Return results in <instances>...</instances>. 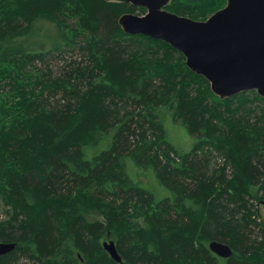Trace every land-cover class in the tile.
I'll use <instances>...</instances> for the list:
<instances>
[{"label": "trees", "instance_id": "16d2710c", "mask_svg": "<svg viewBox=\"0 0 264 264\" xmlns=\"http://www.w3.org/2000/svg\"><path fill=\"white\" fill-rule=\"evenodd\" d=\"M226 2L166 9L204 21ZM126 13L146 9L0 0V242L17 244L0 264H264V99L221 100L170 44L126 34ZM167 114L189 151L169 140ZM112 236L122 263L103 248Z\"/></svg>", "mask_w": 264, "mask_h": 264}, {"label": "water", "instance_id": "95a60500", "mask_svg": "<svg viewBox=\"0 0 264 264\" xmlns=\"http://www.w3.org/2000/svg\"><path fill=\"white\" fill-rule=\"evenodd\" d=\"M107 1L145 8L144 15H122V30L170 44L220 99L248 91H257L264 98V0H227L224 8L205 21L168 11L171 0ZM16 246L0 242V257ZM103 248L114 261L122 263L114 241H105ZM209 250L222 259L234 253L230 245L219 241L209 243Z\"/></svg>", "mask_w": 264, "mask_h": 264}, {"label": "rangeland", "instance_id": "374dc122", "mask_svg": "<svg viewBox=\"0 0 264 264\" xmlns=\"http://www.w3.org/2000/svg\"><path fill=\"white\" fill-rule=\"evenodd\" d=\"M186 17L192 18L190 16H186ZM192 19H194V18H192ZM195 20H197V19H195ZM199 21H201V19ZM40 25H42V24H40ZM45 25L46 24H43V29L41 30V32H38L36 30V32H37L36 33L37 39L34 40V41L38 42V44L41 43V42H43L45 40L44 35H45V32H47ZM49 34H50V36L54 37L55 36L54 29H50ZM48 46L49 45H47V47ZM249 97H251V96H249ZM221 100H223V99H221ZM257 101H260V100H257ZM164 123H165V127H166V130H167L168 138L173 143V145H175L178 148H181L184 151H189L192 148V145H193V138L191 136H189V134L186 131V129L183 128L179 124H175L173 122V120H172V117H170L168 114L165 116ZM106 146H107L106 143H104L98 149H96L94 151H88L87 150V159H91L94 155H96L100 151L104 150L106 148ZM127 170H128L129 175L135 181H137L136 180V175H137L136 171H140V170L136 169V167L134 166V164L130 160H127ZM150 173L151 174L146 173L147 175L144 174L143 172L140 173V179L142 181L146 182V183H149L150 186L153 188V190H155L154 192L156 193V191H157L158 193H160L161 197L169 196L170 195V192L168 190H166L165 188H163L162 186L159 185V183L156 181V179L154 177L153 172H150ZM140 186L141 187H144V188H147V185H145V184H140ZM261 213L264 215V207L263 206L261 208ZM0 214L3 215L2 217H4V214L2 213L1 206H0ZM90 215H91L90 216L91 219L95 217L94 214H90ZM110 240H112V241L115 240L116 241L117 239H116V237L112 236V237H110L106 241H110ZM220 259H222V258H220ZM223 260H225V259H223Z\"/></svg>", "mask_w": 264, "mask_h": 264}, {"label": "bare ground", "instance_id": "6f19581e", "mask_svg": "<svg viewBox=\"0 0 264 264\" xmlns=\"http://www.w3.org/2000/svg\"><path fill=\"white\" fill-rule=\"evenodd\" d=\"M30 239H32V237L30 238ZM21 241V240H20ZM25 243V242H24ZM31 245V244H30ZM4 257V256H3ZM32 257H34V256H32ZM37 258V257H36ZM108 259V258H107ZM35 262V261H34ZM49 262V261H48ZM112 263V262H111Z\"/></svg>", "mask_w": 264, "mask_h": 264}]
</instances>
